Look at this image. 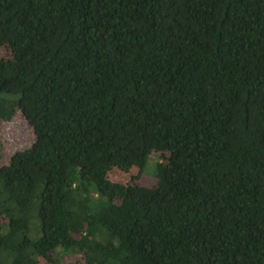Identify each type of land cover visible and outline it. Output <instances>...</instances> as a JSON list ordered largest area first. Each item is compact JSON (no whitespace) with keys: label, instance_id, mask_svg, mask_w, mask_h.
<instances>
[{"label":"trees","instance_id":"16d2710c","mask_svg":"<svg viewBox=\"0 0 264 264\" xmlns=\"http://www.w3.org/2000/svg\"><path fill=\"white\" fill-rule=\"evenodd\" d=\"M17 111L0 264H264V0H0Z\"/></svg>","mask_w":264,"mask_h":264},{"label":"rangeland","instance_id":"374dc122","mask_svg":"<svg viewBox=\"0 0 264 264\" xmlns=\"http://www.w3.org/2000/svg\"><path fill=\"white\" fill-rule=\"evenodd\" d=\"M34 139L32 127L19 111L8 121L0 120V165L7 163L13 152L29 147ZM158 160L159 154L152 151L143 168L132 167L131 171L126 172V175L120 170H114L111 172L110 178L118 180V177L122 176L124 179H128L131 175H137L135 182L153 185L155 182L154 170ZM61 259L62 264H75L79 255L72 252L64 254ZM42 264L48 263L42 262Z\"/></svg>","mask_w":264,"mask_h":264}]
</instances>
